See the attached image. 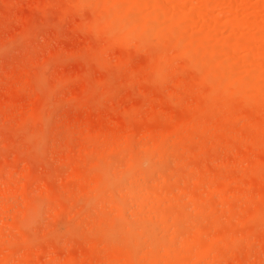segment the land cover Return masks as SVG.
<instances>
[{
    "label": "rangeland",
    "instance_id": "rangeland-1",
    "mask_svg": "<svg viewBox=\"0 0 264 264\" xmlns=\"http://www.w3.org/2000/svg\"><path fill=\"white\" fill-rule=\"evenodd\" d=\"M0 264H264V0H0Z\"/></svg>",
    "mask_w": 264,
    "mask_h": 264
}]
</instances>
